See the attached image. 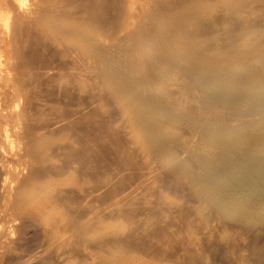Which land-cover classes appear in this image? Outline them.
I'll return each instance as SVG.
<instances>
[{"label":"bare ground","instance_id":"6f19581e","mask_svg":"<svg viewBox=\"0 0 264 264\" xmlns=\"http://www.w3.org/2000/svg\"><path fill=\"white\" fill-rule=\"evenodd\" d=\"M262 13L0 0V264L28 224L59 264H261Z\"/></svg>","mask_w":264,"mask_h":264},{"label":"rangeland","instance_id":"374dc122","mask_svg":"<svg viewBox=\"0 0 264 264\" xmlns=\"http://www.w3.org/2000/svg\"><path fill=\"white\" fill-rule=\"evenodd\" d=\"M21 1H24V0H21ZM25 1H27V0H25ZM263 14V15H262ZM261 14V16L263 17L264 16V13H262ZM261 16H257V17H254V18H256V19H254V22H255V24H258L259 22H257V20H259L260 21V19H257V18H262ZM256 20V21H255ZM261 20H263V21H260L261 23H259L260 25H262V24H264V18L263 19H261ZM258 24V25H259ZM112 109H114L113 107H111ZM113 111V112H112ZM111 112L112 113H114V110H111ZM105 143H107V142H105ZM107 145H109V143H107ZM109 147H111V145H109ZM112 157H114V155H112ZM111 161H113L112 159L111 160H109V163L111 162ZM104 162V165L103 166H105L106 164H108V162H107V160L105 161H103ZM105 162H106V164H105ZM111 164V163H110ZM109 164V165H110ZM115 165L116 164H114L113 162H112V167H115ZM108 167V166H107ZM106 166L105 167H103V170H104V168H107ZM110 167H111V165H110ZM109 168V167H108ZM113 170H115V169H113ZM174 187H175V185H173ZM181 187V186H180ZM186 189V188H185ZM186 192H188L189 194H190V192L189 191H187L186 190ZM187 193V194H188ZM191 195V194H190ZM190 195H188V197L189 198H192V195L190 196ZM169 199H171V201H173V202H179V199L178 198H176V197H172V196H170L169 195ZM185 200V199H184ZM194 203L193 202H190L189 200H185V206H184V210L186 211L185 213H190L191 214V212H192V206L191 205H193ZM190 205V206H189ZM190 207V208H189ZM30 225H32V224H30ZM198 225V224H197ZM200 225V224H199ZM198 225V226H199ZM37 229V230H36ZM179 229H180V231L181 230H183L184 231V233H186V231L184 230V229H186V228H184V229H182V227L180 228L179 227ZM24 231H25V233H24ZM38 232V228H35V226H29V224H28V226H25L24 227V229L22 230V238H21V240L19 241V248H20V250H18L17 252H13L11 255H12V257H11V259L13 260V258H15V260H13V263L12 264H29V262L31 263L32 261V263L31 264H33L34 262H35V264H47L49 261H51V262H49L48 264H55L58 260H59V258L56 256V255H58L56 252H54L55 253V256H53L54 255V253H52V249L51 248H47V246H46V241H45V238L43 237V234H42V232L39 230V232L38 233H40V235L39 234H36L37 232ZM183 231H181V232H179V233H181L182 234V236H180V234L178 235H176V232H175V237H176V241L179 239L180 240V238L182 237V239L183 240H186V234L185 235H183ZM28 234V235H27ZM260 235H262V236H258L257 238H255V239H251V241L250 242H252V241H254V243L252 242V244L249 242H246L245 243V245H247L250 249H249V254H250V256H251V258L255 261L257 258L258 259H260L261 261H260V263L262 262L263 264H264V261H262V260H264V230L263 231H261V233H260ZM23 236H24V238H23ZM177 236H180V237H177ZM174 237V238H175ZM262 239H260V238ZM26 238V239H25ZM178 238V239H177ZM258 238L260 239V240H258ZM31 239V240H30ZM42 241H41V240ZM181 239V240H182ZM36 240V241H35ZM149 240V239H148ZM181 240H180V242H178V244L180 245V243H182L181 242ZM256 240V241H255ZM258 240V241H257ZM44 241V242H43ZM152 241V240H151ZM149 242V241H146V243L148 242V244H150V245H152L151 243H154L155 242V240H153L154 242ZM174 241V239L172 240V242ZM176 241H174V245L176 244L175 242ZM31 242V243H30ZM42 242L44 243V244H42ZM261 242V243H260ZM41 243V244H40ZM22 244V245H21ZM178 244H177V246H178ZM249 244V245H248ZM255 244V245H254ZM257 244V245H256ZM261 244V245H260ZM45 245V247L43 248L42 246H44ZM251 245V246H250ZM28 246H31V247H28ZM38 246V247H37ZM258 246V247H257ZM28 247V248H27ZM31 249H32V251L33 252H31ZM37 251H36V250ZM43 249V250H42ZM52 250V251H51ZM149 250V249H148ZM255 251L254 253L256 254L257 252H259L258 254H254L253 253V251ZM29 251V252H28ZM39 251H42L41 252V254L39 253ZM49 251H51V252H49ZM262 253H261V252ZM31 252V253H30ZM47 252V253H46ZM151 252V251H150ZM21 253V254H20ZM37 253H38V255H37ZM48 254V253H52L53 255H51V254H48L47 255V257L45 256L46 254ZM15 254V255H14ZM17 254V255H16ZM45 254V255H44ZM84 253H81V255H83ZM151 254V253H150ZM260 254H263V255H261V256H259ZM20 255H24L25 257H26V255L28 256H30V257H28V258H23L22 256H20ZM42 257H41V256ZM80 255V254H79ZM258 255V257H256ZM16 256V257H15ZM32 256H34V258H35V260H38L39 262H36L35 260H33L34 258L32 257ZM22 257V258H21ZM31 257H32V259H31ZM40 257V258H39ZM45 257L47 258V260H44L45 259ZM48 257H50V258H48ZM16 258H20V259H17L16 260ZM30 258V259H29ZM37 258H39V259H37ZM44 258V259H43ZM231 258H233L232 257V255H231ZM231 258H230V261H232L231 260ZM234 258H235V256H234ZM233 258V259H234ZM28 259H29V262H28ZM40 259H41V261H40ZM51 259V260H50ZM55 259V260H54ZM46 261H47V263H46ZM229 261V259H226V262L227 263H231V264H237V263H235V261H233L234 263H232V262H230ZM16 262V263H15ZM28 262V263H27ZM261 263V264H262ZM56 264H59V263H56Z\"/></svg>","mask_w":264,"mask_h":264}]
</instances>
